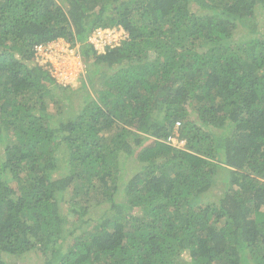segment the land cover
I'll return each instance as SVG.
<instances>
[{"label": "trees", "instance_id": "1", "mask_svg": "<svg viewBox=\"0 0 264 264\" xmlns=\"http://www.w3.org/2000/svg\"><path fill=\"white\" fill-rule=\"evenodd\" d=\"M0 144V264H264V0H0Z\"/></svg>", "mask_w": 264, "mask_h": 264}, {"label": "rangeland", "instance_id": "2", "mask_svg": "<svg viewBox=\"0 0 264 264\" xmlns=\"http://www.w3.org/2000/svg\"><path fill=\"white\" fill-rule=\"evenodd\" d=\"M112 29V28H108ZM122 29L115 28V31H112V36L121 35ZM89 42L96 45L100 50L102 49V43L99 39L95 38L94 34H91ZM50 52L40 57L39 64L48 68L49 65H52V69L54 71L53 75L57 79V83L64 86H70L73 89L81 86L82 79L85 82V78L87 79V71L86 66L84 65L80 52V44H76V46H72V44L68 43L65 39L58 40L56 43H52L49 48ZM89 79V78H88ZM68 93V92H66ZM64 96L62 99H64ZM76 100L74 96L70 95L68 99L65 101V105L75 106ZM177 125V124H176ZM179 126H176L178 128ZM177 133V132H176ZM179 134V133H178ZM177 135V134H176ZM175 135V136H176ZM154 139L153 137H151ZM183 141V142H182ZM166 142H169L168 140ZM173 143V142H172ZM179 148L183 149L185 147L186 142L183 139H178ZM4 144H0V147ZM221 189H218L216 193H220ZM94 203L99 202L98 199H93ZM99 209V208H98ZM35 254H28L22 257H17L9 260V264H38L37 260L34 257ZM185 258H188V255H184Z\"/></svg>", "mask_w": 264, "mask_h": 264}, {"label": "built area", "instance_id": "3", "mask_svg": "<svg viewBox=\"0 0 264 264\" xmlns=\"http://www.w3.org/2000/svg\"><path fill=\"white\" fill-rule=\"evenodd\" d=\"M122 29V33L121 35L117 36V35H114L112 36V31H115V28H112V29H98L96 32H95V38L96 39H99V41H101V43L103 44L102 45V49L100 50L99 48L96 47V49L99 51V53H103V52H106L107 48L109 47H115V46H119L120 43L126 38L128 37L127 35V32L120 27V30ZM52 44H48V45H39V46H36V50L38 51V54L39 56L41 57L42 55L49 53V48ZM52 52V51H50ZM42 58H44L42 56ZM50 66V65H49ZM180 123H177V126H179ZM177 135L176 136H172L168 139L169 142H167L168 144L174 146V147H178L179 148V144L178 143V139L180 140V137L178 135V133H176ZM173 142V143H172ZM183 142V141H182ZM184 148V147H183Z\"/></svg>", "mask_w": 264, "mask_h": 264}]
</instances>
